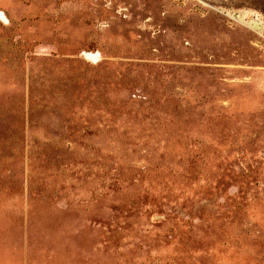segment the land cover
<instances>
[{
  "label": "rangeland",
  "instance_id": "1",
  "mask_svg": "<svg viewBox=\"0 0 264 264\" xmlns=\"http://www.w3.org/2000/svg\"><path fill=\"white\" fill-rule=\"evenodd\" d=\"M0 264H264V0H0Z\"/></svg>",
  "mask_w": 264,
  "mask_h": 264
}]
</instances>
